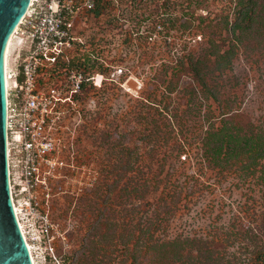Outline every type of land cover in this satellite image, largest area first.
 <instances>
[{"label":"rangeland","instance_id":"1","mask_svg":"<svg viewBox=\"0 0 264 264\" xmlns=\"http://www.w3.org/2000/svg\"><path fill=\"white\" fill-rule=\"evenodd\" d=\"M234 6L111 0L84 22L75 61L101 85L56 123L69 165L49 189L13 194L35 264H264V159L252 173L203 155L221 120L264 136V0L238 38L224 22Z\"/></svg>","mask_w":264,"mask_h":264},{"label":"built area","instance_id":"2","mask_svg":"<svg viewBox=\"0 0 264 264\" xmlns=\"http://www.w3.org/2000/svg\"><path fill=\"white\" fill-rule=\"evenodd\" d=\"M111 0H30L11 33L19 46L14 67L5 71L7 84V154L11 191L31 194L65 174L55 136L66 108L79 110L87 76L75 61L83 43L81 29L96 18L98 7ZM98 80V79H97ZM30 207L36 202L32 196Z\"/></svg>","mask_w":264,"mask_h":264},{"label":"trees","instance_id":"3","mask_svg":"<svg viewBox=\"0 0 264 264\" xmlns=\"http://www.w3.org/2000/svg\"><path fill=\"white\" fill-rule=\"evenodd\" d=\"M234 2V8L228 13L224 22L226 24V30L230 33V35L238 38L239 33L247 28L253 20L257 0H234ZM103 8L104 6L97 8L95 13L96 17L101 14ZM233 49L234 48L230 46L223 53L219 54V65L224 66L231 61ZM178 61H180L178 63L179 66L182 67L184 60L181 59ZM187 64V68H189L193 73L194 79L197 80L199 84L204 86L205 90L209 92L215 100H218L217 94H215L214 90L208 86L206 74L201 68L200 60L195 59L191 53H189L187 57ZM172 79L173 77H171V80L168 82L169 85L174 83ZM84 86L85 92L87 84ZM82 95L80 97L81 99ZM232 129H234L233 126L229 127L226 121L223 122V120H221L220 125L217 127L214 128L213 126V129H210V131L207 132L205 137L206 140L203 142V155L210 163H213V165L216 164L217 167H219V170L226 168L227 166L225 164H227L230 166V169H233V171L252 170L251 172L254 173V167L257 164H260V159H264V136L242 137L239 134L238 129L236 131H233ZM244 158H247V160L244 161ZM238 163H240V165H238ZM176 173H178L177 170L173 173V175H177ZM263 251L264 250L259 252L261 256H264Z\"/></svg>","mask_w":264,"mask_h":264},{"label":"water","instance_id":"4","mask_svg":"<svg viewBox=\"0 0 264 264\" xmlns=\"http://www.w3.org/2000/svg\"><path fill=\"white\" fill-rule=\"evenodd\" d=\"M30 0H0V264H33L14 213L7 154L5 49Z\"/></svg>","mask_w":264,"mask_h":264},{"label":"bare ground","instance_id":"5","mask_svg":"<svg viewBox=\"0 0 264 264\" xmlns=\"http://www.w3.org/2000/svg\"><path fill=\"white\" fill-rule=\"evenodd\" d=\"M14 39L15 38H12L11 36L9 37V39H8V42H7V45H6V49H5V59H4V69H5V71H7L8 69H9V65H10V62H11V53H12V51H13V47H14V45H15V41H14ZM8 82L9 81H7L6 80V90H7V84H8ZM7 95V94H6ZM10 194H11V199H12V201H13V209H14V213H15V215H16V217H17V219H18V223H19V227H20V229H21V232H22V235H23V237H24V240H25V243H26V245H27V248H28V251H29V254H30V258H31V261H32V263L33 264H35V261L33 260V256H32V252H31V250H32V246L28 243V242H26L27 241V238L25 237V232H24V230H23V227H22V225H21V222H20V220H19V213L21 212L20 211V208H19V206L17 205V203H15V200H14V198H13V193H12V191L10 192ZM31 252V253H30Z\"/></svg>","mask_w":264,"mask_h":264}]
</instances>
